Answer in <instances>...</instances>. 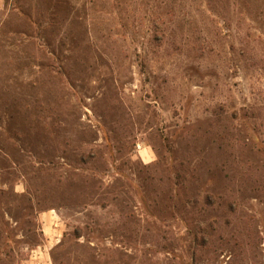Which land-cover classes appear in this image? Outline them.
<instances>
[{
    "label": "rangeland",
    "instance_id": "374dc122",
    "mask_svg": "<svg viewBox=\"0 0 264 264\" xmlns=\"http://www.w3.org/2000/svg\"><path fill=\"white\" fill-rule=\"evenodd\" d=\"M0 264H264V0H0Z\"/></svg>",
    "mask_w": 264,
    "mask_h": 264
}]
</instances>
